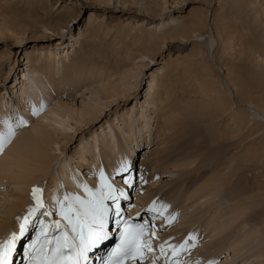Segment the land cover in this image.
<instances>
[{
	"label": "rangeland",
	"instance_id": "obj_1",
	"mask_svg": "<svg viewBox=\"0 0 264 264\" xmlns=\"http://www.w3.org/2000/svg\"><path fill=\"white\" fill-rule=\"evenodd\" d=\"M108 1H112L111 4H105ZM126 1L125 6L118 0H0V108L6 111L8 121L16 128L14 137L2 153L31 128L26 117L37 123L59 103L75 114L102 111L100 117L90 123L69 118L60 120L55 115H50V120H43L51 126L52 139L62 140L56 147L62 151L55 150V162L27 192H24L25 186L10 178L0 182V223L9 222V231L0 235V245L4 244V236L12 235L13 229L25 224L23 221L28 214L27 220L37 214L33 218L36 219L45 211L55 214L59 206L57 198L64 202L66 194L76 196L81 189L78 185L83 187L86 183L93 191H99L101 172L111 180L117 194L125 185L126 174L131 176L133 173L135 184L127 190L134 193L131 202L135 210L140 209L147 215L155 213L149 210L154 201L168 200L170 203L163 202L166 209L155 205L158 224L153 240L167 247L169 252L171 245L180 250L175 262L264 264V126L259 128L258 123H250L247 111L249 117L257 119L253 114L256 105L246 106L240 102L236 88L229 81L233 74L229 76L227 70L232 66H228V59L238 64L240 57L247 58L251 48L249 38L259 37L260 43H257L264 47V8H261L264 0H254L249 8L243 7L246 0ZM162 12L164 17L158 20ZM92 15L96 19L92 20V25L97 35L87 38L85 29L90 27L88 22ZM204 17L208 24L206 36L194 38L189 24ZM222 25L227 26V32L230 30L226 39L218 34V27ZM232 28H237L235 33ZM239 51L243 53L240 55ZM215 56L226 59L227 65H221L223 69ZM50 58L55 62L51 75L46 73L47 69L44 71L42 64ZM78 61L83 64L81 72L88 73L89 68L96 67V74L90 76L88 73L78 84L59 88L61 77H72L65 72L66 66L74 67ZM245 62L241 61L242 64ZM51 79L57 83H50ZM162 79H165L164 84ZM32 81H37L42 89L45 87L43 91L50 96L47 103L32 104L31 99L23 96L22 92ZM208 86L223 87V95H229L226 100L234 102L231 108L224 105L227 109L224 117L216 121L219 124L225 121L224 124L228 123L235 131H229L228 139L233 140L227 142L231 143L220 150H212V147L205 152L208 146L204 144L205 140L196 145L188 141V137L206 133L195 121L199 109L209 111L214 108L211 104L214 97ZM114 87L125 92L124 99L120 95L121 99L115 101L101 93L105 88ZM166 96H169L168 101L163 100ZM39 109L43 111L39 112ZM238 119L249 123L243 131ZM171 122L176 123L173 131L167 127ZM131 127L133 133L129 131ZM162 130L176 134L180 139L176 136L169 146L163 143L160 147L156 142ZM209 136L208 131L207 140ZM110 140L111 146L117 144L116 152L125 154V160L119 161L127 167L126 172L121 170L123 165L114 168L115 177H112L113 169L106 165L107 154L114 152L103 144ZM90 145L95 146L93 152ZM154 149L157 153L144 167L143 156L148 155L147 152L151 155ZM189 149L193 152H187ZM231 157L237 160L234 177L228 175L227 161ZM249 158L250 161L245 162ZM220 160L223 161L219 163ZM224 161L227 163L223 164ZM165 162H168L166 169L156 168ZM204 164L207 167L201 170ZM65 168L68 171H64ZM71 177L75 179L72 185L69 184ZM52 179L60 181L57 187H51ZM34 188L42 189V194L38 195L45 196V207L40 208V212L38 209L33 211L37 208ZM81 192L86 194V191ZM19 195L27 202L19 214L7 220L11 203L17 202L12 200ZM131 195L125 192L122 196L128 198ZM87 196L89 198V194ZM249 196H257L258 204L250 202ZM210 200L215 203L207 210ZM197 213H200L199 218L194 216ZM166 216L169 224L164 226ZM236 223L240 227L234 232L230 225ZM181 245L184 246L182 249ZM153 261L148 256L145 264H165Z\"/></svg>",
	"mask_w": 264,
	"mask_h": 264
},
{
	"label": "bare ground",
	"instance_id": "obj_2",
	"mask_svg": "<svg viewBox=\"0 0 264 264\" xmlns=\"http://www.w3.org/2000/svg\"><path fill=\"white\" fill-rule=\"evenodd\" d=\"M118 1H119V3L123 2V4H125V6L127 4V3H125V2H127L126 0H118ZM111 2L112 1H108V3H105V4H111ZM252 3H254V0H246L245 4H243V7L245 6V7L249 8L252 5ZM261 8H264V7L261 6ZM162 13L163 14L159 15L160 18L158 20H162L163 19L165 13L164 12H162ZM93 19L96 20L95 17L92 15L90 20H89V22H88V23H90L89 24L90 27L85 29V31H87L86 34H85V37H87V38H90L91 35H97V34H95L96 30H95V28H93L94 26L92 25V20ZM94 20H93V22H94ZM237 21H239V20H237ZM206 22H207V20H206L205 17L204 18H199L197 20H194V21L190 22L189 31H191L193 33V35L195 34L194 38H197V36H200V37H202V36L205 37L206 36L205 33H204L205 31H207V26H206L207 23ZM236 26H238V24ZM233 27H235V25H233ZM91 28H93V30H91ZM237 28H232V29L234 30V29H237ZM229 32H230V30H229ZM229 32H227V26L225 27V25L224 26L222 25L221 27H218V34H219V36L222 34L221 36H222L223 39L224 38L226 39V37L228 38V33ZM234 33H235V30H234ZM230 35L231 34H229V36ZM188 37H190V36H188ZM208 37H209V35H208ZM259 40H260L259 37H256L255 40L249 38V45L251 46V48L249 49V47L247 46L248 47L247 49H249V53H247V55H246L247 58L240 57V60H239L240 63H238V64L236 62L235 63L234 62H230L229 59H228V61H227L228 62L227 63L228 66H229V64H232V66H231V68L229 67L230 69L228 68L227 70H229L228 71V75L229 76H230V74H233V77L232 78L230 77L229 81H230V84H232V86H234L236 88V93L238 95L237 97L239 98L240 102L244 103L246 106H251L252 104H255L257 106V107L256 106L253 107V105H252V107L255 110L253 114L256 116L257 119H252L251 117H249L250 116V114L248 113L249 111H247V116L249 115L248 118L250 120V123L252 121H253L252 122L253 124L258 123L257 127L261 128V127L264 126V122L262 121V120H264V66L262 65V61L264 59V47L258 45V43H260ZM207 43H210V41L207 40ZM261 45H262V43H261ZM239 52H240V55L243 53V52L241 53V51H239ZM214 59H216L215 61L220 65V67H222L221 66L222 64L227 65V64H225L226 59H224L222 57H218L217 58L215 56ZM244 60L246 62L249 61L248 64H246V62H245V64H242L241 61H244ZM53 62H54V60L52 58L46 59V60H44L42 62V64L45 65V68H43L44 71L47 69L46 73H48L49 75H51L50 71L53 70V68H52L53 67ZM81 64H80V61H78V62H76V65H74V67L72 65L66 66L65 72H67L68 75H72V77H71V79H69V77L68 78H64V76L61 77V79H59V81H60L59 82V85H60L59 88L62 89V87H64L67 84H68L67 86L70 87L69 86L70 83H73V84L77 83L78 84L79 82H81V81H83L85 79V76L86 77L88 76V73L91 74L90 76H94V74H96V72L98 70L96 67H93L92 69L89 68L87 70L88 73H83V70L81 72L80 71V69H81L80 66L83 67V64L82 65ZM222 69H223V67H222ZM224 70H226V69L224 68ZM207 72H208V70H207ZM164 81H165V79H162L163 84H164ZM162 82L160 83V85H162ZM50 83H57V82L54 79L53 80L51 79ZM56 86H58V85H56ZM44 88L45 87H43V89L40 88L38 86L37 81H32L29 84L28 88L25 89L22 92V94H23V96L31 99L32 104H36V102L37 103L39 102L40 104L42 103V105H43V103L44 102L47 103V101L50 98V96H48L46 94L47 92L46 93L44 92L45 91ZM210 88L211 87H209L210 94L212 95V97H214L211 100L212 101L211 104H212V106L214 105V108H213V110L209 109V111H205V109H202L200 107L201 109H199V111H197V115L198 116L196 117V121H195L197 124H200L201 127L205 128V130H206L205 134L206 135L205 134L204 135H205L206 138L204 139V135L188 137V141H191L194 144H196V142H197V144H199V145L201 143L203 144V141L205 140L204 144L206 146L208 145L207 146L208 148L207 147H206L207 149L205 148V152H206V150L207 151L210 150L212 147H213L212 150H215V149L216 150H220V149H222L225 146V144L228 145V143H231V142H227V141H232L233 140V138L228 139L229 138L228 136L230 134L229 131H231V130H233L232 132L235 131L234 129L230 128L228 123H226L228 125V127H227L226 124H224L225 121L220 123V124L217 123V121H216L217 119H219V117H221V118L224 117L223 114H224L225 110H227L224 107V105L228 104L229 105L228 107L231 108L232 104H234V102L232 100H230V99L226 100L229 97V95L227 93H226V96L223 95L224 91L221 90L223 87L222 88L221 87H219V88L213 87L211 89ZM102 92L107 94L108 97H112V99H114L115 101H117V100H119L121 98L124 99L125 98L124 96L126 95L124 91H118L115 87L112 88V89H110V88L106 89L105 88V89H103L101 91V93ZM208 92H207L206 96H208ZM48 93H50V92H48ZM36 94H38V95L40 94L41 97L37 95V98H36ZM120 95L122 96L121 98H120ZM168 97L169 96L164 97L163 100L164 101H168ZM215 103H218V105H216ZM54 107L55 108L50 109L47 113L43 114L41 120L38 121L37 123H35L33 120L29 119V117H26L27 118L26 123L29 122L30 125H31L29 127H31V128L27 129L24 134L20 135L16 140H14L15 142L13 141L14 143L11 144V146L8 147L6 149V151H4L5 153H2L3 149H2V151H0L2 153V155H0V182L1 183H2V181L5 178H10L15 183L17 182L19 185L25 186L26 190H24V192H27L29 190V188H31L34 185V183L40 177L44 176V174H46L47 171L50 169L51 165L55 162V155H54L55 154L54 153L55 150L56 151L57 150H61V148L57 149L56 147L59 146L61 141H62V140H59V139L57 141L55 139L53 140L52 137L49 134L50 127H51L50 124L46 125V124H44L45 122H43V120H50L49 119L50 115H55L60 120L61 119H65V118H69V119H73L75 122L82 123V121H86L87 123H90V122L96 121L100 117V114H102V111L101 112L98 111L97 113L94 114L92 110L85 111L84 113L83 112H81V113L77 112V114H75L73 111L69 110L68 108H65L64 105H62L61 103L57 104ZM189 107H192V106L189 105ZM38 111L42 112L43 109L42 110L39 109ZM76 115H77V117H76ZM258 116L262 117V118H259ZM7 117L8 116H7L6 111H4L2 108H0V129L5 128V122L8 121V119H9ZM200 117H202V118L200 119ZM60 120H56V122L62 123ZM243 121L241 120L239 122V119H238V122H237V123H239V125H241V131H243V129L249 124V123H245ZM175 124H173V123L172 124H168L167 127L169 128V130L173 131L174 128H176ZM167 127L165 126V129ZM163 130L161 132L159 131L160 132L159 135H158L159 138L157 139L156 143H157L158 146L163 145V143H167L168 146H169V144L171 143V139L173 138V139L176 140V136L177 135L176 134H172V133L170 134L169 131L167 133L166 132L167 129H166L165 132ZM129 131H130V133H133L132 132V127L130 128ZM208 131L211 134V136H209V138H210L209 140H207ZM177 138H179V137L177 136ZM107 140H108V138H107ZM103 144H104L105 147H107V149H110V150H112V152H114V153L107 154L108 156H107V163H106L107 167H109L110 169H113L112 177H114V173H115V171H114L115 169L114 168H119L121 165H123V166L126 165V164H122L121 161H119V160H122V161L125 160L124 159L125 158L124 157L125 154H122V153L120 154L119 151L116 152L114 149H115L117 144L115 146H113V145L111 146V140L107 141V142H103ZM175 145H176V142L172 143V146L170 145V149H172V147L175 146ZM205 145H204V147H205ZM91 146L92 145H90V147ZM137 146H139V144ZM201 146H203V145H201ZM91 149H92L91 152H93V150L95 149V146H92ZM177 150H179V148ZM262 150H264V146L262 147ZM189 151L193 152L190 149L187 150V152H189ZM251 152H249V153H251ZM147 153H148V155L146 154L145 156H143L142 161H141V163H142V165L144 167H147L150 164V162H151V160L153 159V156H154L153 154L157 153V149H154L153 153L151 155H149L150 152H147ZM253 153L254 152H252V154ZM255 154H253V155H255ZM95 157H96V155H95ZM173 158L174 157L172 156L171 159H173ZM255 158H256V156H253V159H255ZM222 161L223 160H220L218 162L220 163ZM236 161L237 160L234 157H231V159H229L227 161V162H229L228 165H227L228 166L227 168L229 169L228 175H231V177H234L237 174V172H236V170L234 168V165H235ZM249 161H250V158L249 159H245V162L248 163ZM148 162H149V164H148ZM224 162H223V164L227 163L226 161H224ZM92 163L95 164V162H92ZM167 164H168V162H165L163 165H159L156 168L158 170L160 168L166 169L167 168ZM206 164H208V163H206ZM221 164H219L218 166H220ZM205 167H207V165L202 166L201 170L203 168H205ZM65 170L68 171L67 168H65L64 171ZM233 171H234V173H233ZM86 177L88 178L89 176H86ZM208 178H211V177H208ZM212 178H214V174H213ZM69 180H70L69 184H71V183H73L75 181V179H73L72 177ZM76 181H78V180H76ZM59 182L60 181L58 179H52V181H51L53 187H57L59 185ZM117 182H119V181H117ZM128 183L129 182H127V181L125 182V184H128ZM178 187H180V186H178ZM81 188H82V190H85L84 187H81ZM48 190H50V189H48ZM78 193H80L79 190H78L76 196H80L81 198H85L86 199V196L84 195L85 193L84 194L82 193L81 194L82 196L79 195ZM87 194H89V193H87ZM69 196L72 197L73 195L69 194ZM193 197H196V194ZM17 198L13 199V200L11 199L12 201H14V202L17 201V202L11 203L10 211L6 214L7 215V220H9L13 215L19 214L20 209L27 202V201H25L26 198L23 197V196L19 195V197H17ZM257 199H258L257 196L256 197L255 196L254 197H250L249 196L250 202H252L255 205L258 204V200ZM163 202L167 203L168 205L170 204L168 202V200H163V201H158V203L156 202L157 206L163 205ZM214 203H215V201H211L210 200L209 201V205L206 206L207 210H208V207H211L212 204H214ZM175 206L176 205H174L173 207H175ZM225 212H228V211L225 210ZM59 216L65 222L64 217L60 215V210H59ZM194 216H196V218H199L200 213H197ZM166 218H167V216H166ZM31 219H33V217ZM31 219L29 218L27 221H30ZM217 219H218V217H217ZM165 220H167V221L163 224L164 226H166V224L167 225L169 224L168 223V218L165 219ZM214 220H215V218H214ZM32 221H35V219H33ZM8 223H9L8 221H6V224L5 223H0V235L5 230H9V225H7ZM190 223L192 225L193 222L191 221ZM230 226H233L231 229L234 232H235L237 227H240V225L239 224L237 225V223L236 224H232ZM24 228H23V230H25ZM184 228H186V227H183V229ZM243 228H245V227H243ZM210 252L212 253V251H210Z\"/></svg>",
	"mask_w": 264,
	"mask_h": 264
},
{
	"label": "snow or ice",
	"instance_id": "obj_3",
	"mask_svg": "<svg viewBox=\"0 0 264 264\" xmlns=\"http://www.w3.org/2000/svg\"><path fill=\"white\" fill-rule=\"evenodd\" d=\"M21 123H24L21 118ZM16 128L10 121L5 122V128L0 129V151L3 147L11 142V139L15 135ZM122 171H126L127 167L122 166ZM101 185L99 191H93L86 183L83 185L86 192L89 193V198L84 199L80 196L65 195L64 202H61L57 198V204L59 205L60 215L67 221L62 225L60 221H54L56 228L61 229V235L54 237L56 247L53 249V258L47 256H41L39 264H61L58 259L59 256H71L75 252V258L69 259L65 264H87V253L92 249L100 245L103 241L109 237V231H106L109 218L112 217L115 220L117 226H124L127 228V222H122L119 217L121 216V204L117 196V189L114 187L111 180H109L105 173H100ZM42 189L34 188L33 197L37 201V208H44L42 203ZM120 196L123 192L119 193ZM107 201H112L115 207H111ZM67 202V206L66 203ZM156 202H153L150 211L155 210ZM167 206L161 205V208L166 209ZM36 209H33L35 211ZM51 215V213H48ZM171 219L169 222H171ZM25 223H27V217H25ZM24 225H21V231H23ZM69 228L71 234H69ZM138 231L128 232L127 239L124 240L122 248L114 249L113 252L119 251L120 255L116 260H112L111 254L107 261L101 260V264H121L124 258H131L142 260L144 251H152L151 240L156 234L152 233L147 239L142 240L145 236V226L136 225ZM41 235L44 236V242L41 245V252H43L44 246L49 242L47 235L42 228ZM125 234L121 233L122 239ZM15 234L11 239L3 245H0V264H10L9 253L15 241ZM189 239H192L190 236ZM173 248V255H176L175 246ZM181 249L184 247L180 246ZM164 246H161V252H163ZM137 255L133 256V252ZM209 264H215L214 261H210Z\"/></svg>",
	"mask_w": 264,
	"mask_h": 264
}]
</instances>
